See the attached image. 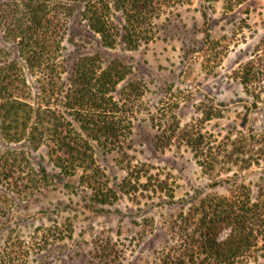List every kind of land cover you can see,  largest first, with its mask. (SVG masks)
<instances>
[{"label": "rangeland", "instance_id": "1", "mask_svg": "<svg viewBox=\"0 0 264 264\" xmlns=\"http://www.w3.org/2000/svg\"><path fill=\"white\" fill-rule=\"evenodd\" d=\"M233 1V7L226 0H191L168 8L156 20L154 38L139 49L105 48L79 17L70 19L64 56L100 51L132 69L117 98L129 109L133 132L116 150L97 147L118 198L101 202L79 174L59 178L42 147L32 152V164L57 177L26 197L0 184L1 253L16 251L14 264H160L171 224L197 197L228 193L237 183L256 195L264 189V0ZM0 46L19 55L1 28ZM251 59L259 73L248 90L237 71ZM200 131L203 146L221 151L211 175L189 143ZM237 138L246 151L229 161L224 153ZM6 147L0 136V151ZM136 163L168 180L174 198L144 188L124 192L121 183ZM251 264H264V256Z\"/></svg>", "mask_w": 264, "mask_h": 264}, {"label": "trees", "instance_id": "2", "mask_svg": "<svg viewBox=\"0 0 264 264\" xmlns=\"http://www.w3.org/2000/svg\"><path fill=\"white\" fill-rule=\"evenodd\" d=\"M185 2L191 0H0V28L19 52L12 56L0 46V136L8 143L0 151V184L26 197L51 177L79 174L101 202L117 199L98 163L97 147L116 150L133 132L129 109L117 98L132 69L122 58H105L100 51L64 56L70 19L79 17L105 48L139 49L154 38L157 18ZM73 43L78 44L75 38ZM258 73L251 59L237 77L249 90ZM205 138L200 131L189 143L211 175L221 151L203 146ZM256 138L252 134L250 142ZM232 144L224 156L236 161L246 145L238 138ZM42 147L57 176L46 166H33L32 152ZM150 172L145 164L131 165L122 190H160L173 199L174 187ZM228 190L204 193L177 215L160 264H251L264 256V189L256 195L248 184L237 183ZM14 252L0 251V264H14Z\"/></svg>", "mask_w": 264, "mask_h": 264}]
</instances>
